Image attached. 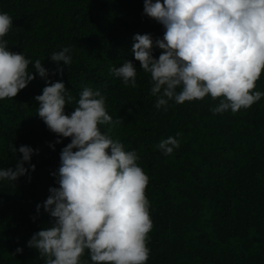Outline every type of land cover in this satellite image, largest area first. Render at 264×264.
Masks as SVG:
<instances>
[{
    "label": "trees",
    "instance_id": "1",
    "mask_svg": "<svg viewBox=\"0 0 264 264\" xmlns=\"http://www.w3.org/2000/svg\"><path fill=\"white\" fill-rule=\"evenodd\" d=\"M0 13L13 20L3 38L9 50L33 64L39 59L49 81L65 84L73 97L65 114L89 87L104 95L113 121L123 119L100 127L125 151H136L138 166L149 178L146 197L153 227L146 264H264V97L236 114L214 115L210 108L219 101L211 97L169 101L167 111L157 109L150 74L132 53L135 34H150L154 40L164 34L162 25L143 14L144 0H0ZM66 47L72 63L65 67L61 62V76L50 55ZM160 54L153 49L154 58ZM124 61L137 69L135 88L110 74ZM29 72L36 75L32 64ZM45 86L36 75L15 98L0 101V169L14 168L20 159L10 145L38 150L31 158L34 172L14 185L0 180V264H44L27 244L51 222L36 206L48 198L50 187H58L52 173L71 142L50 132L37 116L35 97ZM255 91L264 92V70ZM168 137L178 139L180 147L164 155L157 145ZM17 248L22 253L13 255ZM81 261L92 264L87 250Z\"/></svg>",
    "mask_w": 264,
    "mask_h": 264
},
{
    "label": "clouds",
    "instance_id": "2",
    "mask_svg": "<svg viewBox=\"0 0 264 264\" xmlns=\"http://www.w3.org/2000/svg\"><path fill=\"white\" fill-rule=\"evenodd\" d=\"M143 14L164 28L162 39L150 34L132 38L134 59L150 74L157 109L167 111L169 101L184 104L211 97L219 101L210 108L214 115L229 110L236 114L264 97V92L255 91L264 70V0H144ZM12 27L11 16L0 13V101L15 98L38 75L46 86L35 97L37 116L57 137L71 140L52 173L58 187H50L48 198L36 206L51 222L33 234L27 246L44 264H88L81 261L86 250L92 264H146L153 227L146 197L149 178L138 166L136 151H125L100 127L123 119L113 121L104 95L89 87L79 93L71 114H65L66 104L73 100L70 92L63 82L47 79L49 73L39 59L33 64L24 54L9 50L3 38ZM154 48L161 50L158 59ZM70 51L66 47L50 55L61 76V62L65 67L72 63ZM30 64L36 75L29 72ZM109 71L125 86L136 87L137 69L131 61ZM9 147L20 159L14 168L0 169V180L14 185L35 171L31 158L38 150ZM179 147L174 137L157 145L164 155ZM22 251L17 248L13 255Z\"/></svg>",
    "mask_w": 264,
    "mask_h": 264
}]
</instances>
